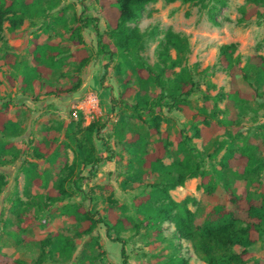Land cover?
I'll return each mask as SVG.
<instances>
[{
  "label": "rangeland",
  "instance_id": "1",
  "mask_svg": "<svg viewBox=\"0 0 264 264\" xmlns=\"http://www.w3.org/2000/svg\"><path fill=\"white\" fill-rule=\"evenodd\" d=\"M111 2L112 0H107L108 4ZM212 5L213 2L182 4L179 1L156 0L145 5L141 17L130 26H136L140 31H155L154 36L146 38L140 52L141 57L150 65L158 60L159 42L163 40L168 29L184 36L189 50L182 57V64L195 71L200 89L190 95L189 105L196 111L204 105V95L220 94L217 107L207 109L208 112L214 109L210 122L219 125V130L208 140L192 137L191 120L176 110H170L164 111L167 120L161 123L160 134L153 135L143 122L132 118L129 112H122L130 128L127 135L133 132L145 135L148 151H152L158 141L170 143L169 151L163 158L165 164L184 155L177 144L180 132L187 138L191 137L190 144L201 151L198 161L202 162L204 174L214 185L213 190H207L201 182V176H197L188 178L183 186L169 192L176 202L187 200L185 205L193 213V228L217 220V205L225 192L224 183H228L232 192L247 193L253 198H259L264 187V85L256 82L251 70H248L251 76L248 81L237 76L240 88L246 91L256 88L257 96L238 105L235 113L231 115L225 108L226 94L230 90V75L217 62L218 47L222 44H237L234 56L240 57L241 65L248 56L264 54V5H253L247 0H226L225 5L217 10V26L208 20L207 10ZM41 7L45 8L43 14L24 18L14 33L8 30L7 20L3 21L0 31V106L5 103L8 107V118L19 125V134L7 137V140L12 141L17 149H22L30 140L35 142L42 138L41 130L44 125L55 126L59 122L67 124L79 114L83 117L84 125L93 120L105 123L106 128L102 134L108 135L119 112L118 109L112 111L109 103V92L119 97L121 91L113 69L117 60L113 58L108 61L102 55L96 54L99 47L98 37L92 25L80 32L83 44H75L78 36L72 37L71 32L65 28L80 25V21H77L79 17H89L96 19L95 24L100 32L107 31L109 23L104 0H41ZM253 7L255 13L241 21L242 11ZM57 17L61 18L60 22ZM32 38H36L38 43L57 44L63 51L59 56L60 61H63L61 67L42 77L43 86L33 93L29 86L23 89L17 78L23 64L32 65L31 55L24 47ZM81 48L83 53L91 56V61L78 74L82 80L81 87L60 98L47 96V85L65 87L73 83L79 64L78 49ZM170 53L175 56L173 50ZM105 64L108 67L103 74ZM178 69L175 68L176 71ZM129 74L130 70L126 68L121 76ZM130 76L133 80L131 86L134 87L135 76ZM153 89L155 88L151 87ZM128 100L131 101V97ZM210 105L213 106V101ZM227 120H232L233 123H225ZM202 126L203 124H199V127ZM62 132L59 140L63 139ZM230 139L235 151L243 147L251 149L257 159L251 172L241 173L235 167L222 168L219 164ZM216 141H225V144L220 151L213 154L211 150ZM95 143L99 151H103L100 141L96 140ZM109 144L114 151V158L97 166L91 180L82 186V192L69 200L56 203L55 206L66 202L79 203L96 211L106 220L113 221L115 217L128 218L125 228L120 232L128 264H165L175 257L187 258L189 264H206L195 246V241L181 238L172 221H161L159 234L140 224L142 216L133 207L132 200L149 192V185L157 176L147 175L144 180L129 183L122 190L119 183L129 171V154L114 138L109 139ZM63 156L71 161L72 152L67 151ZM28 160L30 159L22 154L16 160L0 165V174H4L7 181L0 193V253L20 259L25 264H32L39 254L41 240L54 233H61L73 238L75 249L71 259L65 260L54 255L55 261L47 260L43 264H90V261L92 264H123L120 256L121 244L107 237L103 224H99L90 235L76 237L75 222L67 216L48 211L52 206L39 214L32 210V204L39 200L37 195L44 193L45 189L27 183L23 167ZM261 165L263 167L260 168ZM36 168L48 170L51 177L57 175V171L49 163L38 162ZM216 170L222 173L221 179L217 177ZM84 173L87 174V169ZM52 184L50 180L49 186ZM17 198L21 202L13 208ZM43 221H46L44 226ZM110 235L113 238L115 236L112 231ZM234 251L239 252L241 248L235 247ZM248 251L251 257L245 264H264V235Z\"/></svg>",
  "mask_w": 264,
  "mask_h": 264
},
{
  "label": "trees",
  "instance_id": "2",
  "mask_svg": "<svg viewBox=\"0 0 264 264\" xmlns=\"http://www.w3.org/2000/svg\"><path fill=\"white\" fill-rule=\"evenodd\" d=\"M156 0H112L110 4L104 0L107 8V20L109 29L100 32L95 24L96 19L84 17L73 27H66L72 37L78 36L75 44H83L80 32L82 29L92 25L98 37L97 55H102L108 61L116 58L117 63L113 69L117 75V81L121 88L119 97L109 92V103L112 111L118 109L116 121L112 124L111 133L103 135L106 128L105 123L93 120L87 125L83 123L81 114L72 118L67 124L63 122L57 125H44L41 130L42 138L33 142L29 141L27 146L17 149L7 137L19 134V125L16 121L8 118V107L4 103L0 106V165L16 160L20 155L30 159L23 167L27 183H33L37 188L45 189L44 193L37 195V202L32 204V210L40 213L44 209L67 216L75 222V236L82 237L90 235L103 224L106 227L107 237L111 241L121 244L120 256L123 264L127 263V254L124 241L120 232L125 228L128 218L115 217L113 221L104 219L96 211L89 210L79 203L66 202L60 206L56 203L69 200L82 192V186L87 185L94 175L98 165L104 161L114 158L109 139L114 138L118 144L129 154L127 160L128 173L120 181L119 187L125 190L129 183L144 180L149 177L157 178L150 183L151 190L142 196L133 198V207L142 216L139 221L141 225L152 232L159 234V223L161 221H172L175 230L181 238L193 239L196 248L201 252V258L206 264H245L250 260L251 253L248 248L253 245L261 235H264V187L259 198H253L247 193L236 194L230 190L228 183L223 184L224 195L217 205L218 218L203 226L192 227L193 213L186 207V199L176 202L170 196V190L183 186L188 178L201 176V182L207 190H213L214 185L208 181L202 169V162L198 158L201 151L191 145V137L183 136L180 132L177 136V144L184 155L169 164L163 162L164 156L169 151V142L155 143L154 149L148 151V140L140 132H130L127 121L122 114L129 112L132 118L143 122L148 131L153 135L160 134V125L166 121L164 111L176 110L191 120L190 130L192 137L208 140L213 133L219 130V125L210 122L213 110L217 107L216 102L220 94L210 96L204 95V105L194 111L188 102L191 94L199 89V79L195 71L188 65L182 64V57L188 52V44L184 36L168 29L164 38L159 42L158 60L150 65L140 55L146 38L154 36L155 31H140L136 26H130L140 17L145 5ZM167 2L179 1L182 4L191 2L209 3L213 5L207 10L208 20L214 26L219 24L217 10L225 5L226 0H166ZM253 5H264V0H247ZM45 12L41 7V0H0V31L3 21L9 22L8 30L14 33L22 24L24 18L39 16ZM255 13L254 7L242 11L241 21L247 20ZM60 22L61 18L57 17ZM264 46V37H263ZM25 49L31 55V66L22 65L17 74L23 89L29 88L33 92L39 90L43 83L41 78L47 76L53 69L60 68L63 64L60 54L63 53L57 44L38 43L36 38L28 40ZM237 49L236 43L222 44L218 47V65L227 69L230 75V90L226 94L225 108L230 114L235 113V108L257 96V90L246 91L240 88L237 76L248 81L251 70L257 83L264 85V54H253L248 56L245 63L241 65L239 56H234ZM84 50V49H83ZM175 52L173 57L170 51ZM79 64L73 83L65 87H54L47 85L45 94L60 98L63 95L77 91L82 80L78 76L82 68L91 61V56L78 49ZM108 64L103 67L105 74ZM179 68L177 71L175 68ZM128 68L130 74L135 76V86H131L133 80L130 74L122 77L124 70ZM250 84V83H249ZM133 85V84H132ZM151 87L155 89L151 90ZM131 97V101L128 98ZM213 101V106L210 102ZM210 107L212 112H208ZM225 123L232 124V120ZM199 124H203L199 127ZM63 131V132H62ZM62 132L63 139L59 140ZM230 138V136H229ZM99 140L103 151H99L95 141ZM225 141H216L211 153L215 154L224 147ZM67 151L72 152V159L68 161L63 156ZM211 156V155H209ZM9 157V158H8ZM38 162L49 163L57 175L51 177L48 170H38ZM257 159L249 147H243L239 151L233 150L231 139L219 160L222 168L235 167L241 173H249ZM24 166V163H23ZM263 165L260 166V168ZM87 169V174L84 170ZM218 178L222 173L216 170ZM52 185L49 186V181ZM7 184L4 174H0V193ZM92 199V197H91ZM17 198L14 200L13 208L20 204ZM46 221L42 223V226ZM115 234L111 237L110 232ZM240 247L241 251L235 252L234 248ZM75 249L73 238L61 233L41 240L40 251L32 264H43L47 260H54V255L65 260H70ZM0 264H25L24 261L12 258L0 253ZM92 264V261H90ZM165 264H189L187 258L175 257L169 259Z\"/></svg>",
  "mask_w": 264,
  "mask_h": 264
}]
</instances>
